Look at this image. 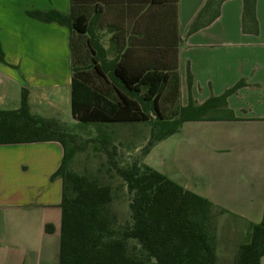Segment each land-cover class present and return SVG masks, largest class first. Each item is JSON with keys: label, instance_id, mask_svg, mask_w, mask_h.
<instances>
[{"label": "trees", "instance_id": "trees-1", "mask_svg": "<svg viewBox=\"0 0 264 264\" xmlns=\"http://www.w3.org/2000/svg\"><path fill=\"white\" fill-rule=\"evenodd\" d=\"M226 0H208L190 33L213 23ZM179 0H70V14L32 11L43 23H58L71 32V110L82 124L151 123L141 158L118 164L117 149L108 136L92 141L108 155L109 174L123 181L130 221L116 226L114 190L98 176L71 169L78 149L68 148L76 137L58 122L31 113L28 91L22 89L16 111H0V145L59 142L63 195L59 264H260L264 257V217L253 226L248 241L231 261L218 256V218L226 212L142 164L157 144L177 134L184 123L237 120L227 99L242 80L219 97L197 104L191 96L193 75L188 69V105H181L178 73ZM257 0H243L242 29L259 35ZM100 31L110 37L107 48ZM1 52V51H0ZM0 61L3 57L0 53ZM112 146V150L109 148ZM101 173V171H99ZM52 233V226L46 227Z\"/></svg>", "mask_w": 264, "mask_h": 264}, {"label": "crops", "instance_id": "crops-1", "mask_svg": "<svg viewBox=\"0 0 264 264\" xmlns=\"http://www.w3.org/2000/svg\"><path fill=\"white\" fill-rule=\"evenodd\" d=\"M207 1L178 2L181 105H188V69L199 105L242 80L248 86L227 99L237 120L183 124L177 134L188 136L177 141L169 179L226 212L218 218L217 238L218 256L228 262L264 217V0L256 4L259 35L243 32V0L224 1L213 23L190 33ZM70 9V0H0V111L18 110L25 88L34 116L64 128L73 118L72 32L29 16H68ZM98 35L107 48L110 36ZM165 141L142 163L152 168L147 161ZM63 157L59 142L0 145V264H59L63 182L53 175ZM47 226L54 231L47 233Z\"/></svg>", "mask_w": 264, "mask_h": 264}, {"label": "rangeland", "instance_id": "rangeland-1", "mask_svg": "<svg viewBox=\"0 0 264 264\" xmlns=\"http://www.w3.org/2000/svg\"><path fill=\"white\" fill-rule=\"evenodd\" d=\"M65 122L66 128L62 129L76 137L73 144L69 143L68 148L76 147L78 149L71 162V169L80 174L98 176L103 182L112 185L114 190L112 210L115 211L117 216L116 226H123L130 221L129 202L131 196L127 193L123 181L114 172L109 174L108 155L99 144L92 143V141L98 139L101 133L109 135L108 138L111 145L117 149V157L115 159H117L121 167H126L141 158L142 150L147 146L150 138L151 123L129 125L82 124L74 121L71 116ZM187 136V132H182L169 137L163 144L154 149L147 163L157 172L166 171L168 178L171 179V169L177 141L179 139H187ZM112 146L109 150H112ZM220 244L224 245L226 241H220ZM221 254L225 257H231V254L225 255L224 252Z\"/></svg>", "mask_w": 264, "mask_h": 264}]
</instances>
